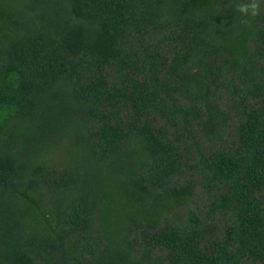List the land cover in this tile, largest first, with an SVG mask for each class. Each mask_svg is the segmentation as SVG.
<instances>
[{
	"label": "trees",
	"instance_id": "obj_1",
	"mask_svg": "<svg viewBox=\"0 0 264 264\" xmlns=\"http://www.w3.org/2000/svg\"><path fill=\"white\" fill-rule=\"evenodd\" d=\"M241 2L0 0V264H264Z\"/></svg>",
	"mask_w": 264,
	"mask_h": 264
},
{
	"label": "clouds",
	"instance_id": "obj_2",
	"mask_svg": "<svg viewBox=\"0 0 264 264\" xmlns=\"http://www.w3.org/2000/svg\"><path fill=\"white\" fill-rule=\"evenodd\" d=\"M235 11L245 18H255L261 15V0H244L235 5ZM242 22L247 23L248 21L245 19Z\"/></svg>",
	"mask_w": 264,
	"mask_h": 264
}]
</instances>
